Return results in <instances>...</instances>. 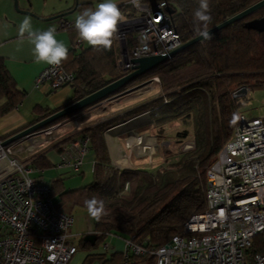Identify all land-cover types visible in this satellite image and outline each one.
<instances>
[{
  "label": "trees",
  "instance_id": "1",
  "mask_svg": "<svg viewBox=\"0 0 264 264\" xmlns=\"http://www.w3.org/2000/svg\"><path fill=\"white\" fill-rule=\"evenodd\" d=\"M169 1L174 9L172 21L182 43L192 39L197 35L194 12L199 6L198 0ZM258 1L209 0L212 21L208 28ZM118 7L122 19L136 14L130 2ZM263 16L264 6L216 31L211 40L203 39L181 50L112 93H119L146 77L156 76L161 87L158 96L109 119L84 125L24 160L39 170L48 168L53 165L46 156L48 151L55 150L59 154L75 137L89 138L90 150L95 154L91 182L77 189H67L62 178L50 182L55 205L63 211L77 207L86 209L85 200L94 196L104 201L105 214L99 221L92 218L96 242L92 244L90 240L82 238L80 243L83 248H97L110 234L131 237L134 242L148 249L157 248L174 234L181 233L184 223L193 214L205 209L207 170L231 137L241 114L242 102L234 96V91L245 85L250 88L264 86V31L245 26L247 21ZM73 29V42H76L78 33L75 27ZM112 39V46L108 50H96L82 43L78 46L73 44L69 49L68 59L62 62L65 69L75 76L71 84L74 90L71 99L63 106L53 109L36 105L35 117L29 124L10 134L0 135V140L124 76L127 71L119 65L115 34ZM136 42L134 32L126 35L128 52H131ZM24 95L25 92L18 88L8 71L4 58L0 57V101L4 100L0 104V116L20 104ZM144 112L149 113L160 140L166 135L162 131L163 126L177 121H182L185 126L191 125L192 134L185 128L177 131L176 136L179 142L191 137L193 147L180 149L176 158L165 160L154 170L115 168L111 163L103 132ZM263 251L264 230L254 236L247 256L251 258L255 253ZM95 262L156 264L152 253H131L126 257L121 250L89 253L82 264Z\"/></svg>",
  "mask_w": 264,
  "mask_h": 264
},
{
  "label": "built area",
  "instance_id": "2",
  "mask_svg": "<svg viewBox=\"0 0 264 264\" xmlns=\"http://www.w3.org/2000/svg\"><path fill=\"white\" fill-rule=\"evenodd\" d=\"M169 2L139 0V6L131 3L136 14L122 19L115 33L123 46L128 33L136 34L135 46L131 52H124L119 62L123 70H130L133 57L167 54L182 43L172 13L167 11L171 7ZM69 24L61 22L66 28ZM81 41L78 38V44ZM74 77L62 64L48 65L35 84L48 82L52 89H57L71 85ZM135 88L115 96L119 99L138 91ZM238 94L234 92V96ZM110 102L101 101L96 105L105 108ZM76 115L44 126L7 146L1 145L4 139L0 140V264H68L79 251L70 232L73 216L56 207L50 183L34 177L32 172L39 169L24 161L56 142L57 137L53 135L56 130L77 127L90 116L71 120ZM132 139L127 142L128 147L137 154L147 155L152 163L156 143L148 142L144 134H136ZM192 147L193 141H190L181 149ZM89 154V138L78 136L63 147L54 164L57 168L80 171ZM94 164L95 160L92 168ZM262 230L264 116L247 117L241 113L231 137L207 170L205 209L193 214L181 233L174 234L157 248L148 249L131 237L125 238L123 254L127 257L131 253H152L156 264H264V251L251 258L247 256L254 236ZM108 250L107 242L99 249L100 252Z\"/></svg>",
  "mask_w": 264,
  "mask_h": 264
},
{
  "label": "crops",
  "instance_id": "3",
  "mask_svg": "<svg viewBox=\"0 0 264 264\" xmlns=\"http://www.w3.org/2000/svg\"><path fill=\"white\" fill-rule=\"evenodd\" d=\"M129 1L130 0H116V3L120 5ZM13 2L14 0H0V57L4 58L5 65L8 71L13 76L18 88L25 92V95L23 101L20 104L16 105L13 109L0 116V135L10 134L11 132L24 127L26 124H29L35 117L34 107L36 105L49 107L52 109L58 108L67 103L74 94V90L71 85H65L57 89H52L48 82H42L41 84L36 86V78L48 65L43 62H35L32 53L33 45H31L26 38L21 41L18 34V25L25 17H30L34 30L46 31L48 28L54 27L56 29L57 39L64 42L69 50L75 43V45L78 46L77 40L79 36L76 39V42H73L75 38V30L73 28L76 17L86 8L95 10L96 5L102 2V0H18L19 7L22 10L30 11L32 13L34 12L33 14L36 13L35 15H37L41 19L31 14L18 12L14 8ZM70 10H72V12H69ZM64 12L68 13L62 17L50 19L51 16ZM62 21H68L70 23L67 28L61 26ZM80 43L83 44V41H81ZM117 45L118 61L120 62L124 55V46L118 40ZM254 88L259 87H251L248 89L246 94L239 93L240 95H236V97L241 99V101L247 100L249 90H252ZM148 100L150 99L142 100L140 98H134V100H131L130 103L125 102L123 104H119L112 102L111 105L108 104L107 107L103 108L98 113L94 112L96 109L94 108L95 106L92 105L94 107L90 106L92 107L90 109V115H92L93 118L91 119L89 124H95L99 121L109 119L115 115L130 110L135 106L145 103ZM3 101L4 100H1L0 104L3 103ZM90 107H86L82 110L72 113L80 114L76 118H74L73 121L80 120L81 117L89 114V111L87 110H89ZM241 113L245 114L242 111ZM146 114H148V116ZM96 115L109 116H106L105 118L102 116V118L98 120L99 116ZM256 116L249 115V117ZM261 116H264V114H262ZM136 134H144L148 142L156 143V152L154 156H157L159 151L162 150V144H164V142L170 141H164V139L160 140L157 134V129L156 127H154L152 119L147 112L138 114L126 121L115 124L107 128L103 132L105 145L107 147L111 163L114 167L143 168L154 170L159 165L163 164L165 160L177 157V151L166 153L165 156H163V153L162 155H158V161H155L153 156V162H149L147 155L137 154L134 150L132 151L128 147L127 142L131 140ZM131 141L134 140L132 139ZM46 156L53 162V165L42 170L35 169L32 172V175L34 177H42L43 180L47 183L52 182V180L56 178H62L64 180V184L66 181V175L70 174L83 175L91 173L93 179L94 167L92 168V162L93 160H95V154L91 150L86 159L85 165L83 166V168H81L80 171L57 168L54 163L58 159V152H56L55 150L48 151L46 153ZM47 171H50L49 179H46L44 177ZM91 180L89 182H91ZM81 186L66 188L77 189ZM64 212H67L73 216V224L70 227V232L74 234L75 240L79 245V251L72 257L68 264H82L87 254L100 252L99 249H101L102 247V245H98L97 248L87 250L86 248H83L80 243L81 239H85V236L87 234L94 233V221L88 216L86 209L81 207H77L76 209L67 210ZM113 235L116 234H110L108 236L111 237ZM124 239L125 238H123V241ZM110 242H107L110 245V250L105 252L116 251V249L114 248L116 246L112 245V243L114 242L113 237L110 238ZM123 247L119 249L123 251ZM97 263L101 264L100 262Z\"/></svg>",
  "mask_w": 264,
  "mask_h": 264
},
{
  "label": "clouds",
  "instance_id": "4",
  "mask_svg": "<svg viewBox=\"0 0 264 264\" xmlns=\"http://www.w3.org/2000/svg\"><path fill=\"white\" fill-rule=\"evenodd\" d=\"M198 2L199 6L194 12L195 32L204 40H211L213 37L208 28L212 21L209 0H198ZM131 3L139 6V0H131ZM121 19L122 13L116 0H102L96 5L95 10L86 8L82 11L76 17L74 27L83 42L96 50H108L112 46V38ZM18 34L21 41L26 38L33 45L35 62L59 66L68 59L69 50L64 42L57 39L54 27L46 31L34 30L31 18L25 17L18 25ZM84 206L88 216L97 221L105 214L104 201L95 196L85 200Z\"/></svg>",
  "mask_w": 264,
  "mask_h": 264
},
{
  "label": "water",
  "instance_id": "5",
  "mask_svg": "<svg viewBox=\"0 0 264 264\" xmlns=\"http://www.w3.org/2000/svg\"><path fill=\"white\" fill-rule=\"evenodd\" d=\"M13 4H14V8L18 12L31 14V15L36 16L37 18H40L30 11L22 10L19 7L18 0H14ZM263 6H264V0H259L258 2L247 7L246 9L238 12L237 14H235V15L227 18L226 20L220 22L219 24L215 25L214 27L209 28V31L211 32V34H213L216 31L222 29L223 27L231 24L232 22H235L237 20H240V19L246 17L247 15L253 13L254 11L258 10L259 8H261ZM167 11L170 13H173L174 9L171 7H168ZM69 12H72V10H70ZM67 13L68 12L56 14L54 16H51L50 19L65 16ZM245 26L248 28L259 30V31H264V16L259 17V18H254V19L247 21L245 23ZM201 40H203V38L196 35L192 39L181 43L178 47L171 50L167 54L147 55V56H142V57L131 58L130 62L132 63V66H131L130 70L124 76L108 83L107 85L96 90L95 92H92V93L84 96L83 98L64 106L63 108L59 109L58 111L54 112L53 114H51V115H49L43 119H40V120L30 124L29 126L21 129L20 131L12 134L11 136H9L3 140L1 142V145L7 146L9 144H12L15 141L21 139L22 137L28 135L29 133L37 131L38 129H40V128L64 117V116L75 113V112L82 110L86 107H90L92 105H95V103L97 104V103L101 102L102 100L106 99L107 97L112 96V93H114L116 90H118L119 88L124 86L128 81L134 79L135 77L139 76L140 74H142V73L146 72L147 70L153 68L154 66H156L160 62L172 57L173 55L180 52L181 50H183V49H185V48H187V47H189V46H191V45H193L196 42L201 41ZM124 52H125V54H127V52H128L126 45H124ZM237 91L241 94H246L247 93V87L242 86ZM85 239L90 240L94 244L96 242V235L94 233L87 234L85 236Z\"/></svg>",
  "mask_w": 264,
  "mask_h": 264
},
{
  "label": "rangeland",
  "instance_id": "6",
  "mask_svg": "<svg viewBox=\"0 0 264 264\" xmlns=\"http://www.w3.org/2000/svg\"><path fill=\"white\" fill-rule=\"evenodd\" d=\"M83 45H87V43L83 42ZM78 49H80V48H78ZM155 78L158 79V77H156V76L146 77L145 79L138 81L135 84L131 85L129 88H127V89H134V87H137V88H135L136 90H138L136 92L128 94L124 97H120L119 99L117 98V96H115V95H117V93H116V94L109 96L106 99L102 100V102H106V100H111L113 103L123 104L125 102L130 103L131 100H134V98H140L142 100L152 99L161 93L160 81H159V79L157 80ZM246 87H247V91H248V89L250 87L249 86H246ZM127 89H125L123 91H126ZM238 95H240V94H238ZM112 102H110L109 104L111 105ZM241 102H242L241 103L242 105H240V111L244 112L247 117H249V115L261 116L262 114H264V87H259V88H254L252 90H249L248 99L241 101ZM100 105L101 104H98L94 107L96 109L94 111L95 113H98L103 109V107ZM90 114L91 113L89 112V115ZM78 115H80V114H78ZM78 115H76V117ZM146 115L148 116V114H146ZM87 116H88V114L84 117H81L80 120H84ZM96 116H99L98 117V120H99L100 118H102V116L105 118L106 116H109V115H105V116L104 115H96ZM76 117H74V118H76ZM92 118H93L92 115L88 116L85 122L78 124L77 127H72V129L60 128V129L56 130V132H54L53 135L57 137V140H59L62 137L68 136L69 134L73 133L74 131L81 128L82 126L89 124V122L91 121ZM73 119H71V120H73ZM185 128L188 131H190L191 134L193 133L192 132L193 131L192 126L191 125L185 126V124H183L182 121H177L175 123L163 126L162 131L166 134L164 136V141H166V140H170V141L169 142L166 141V142H164V144H162V150L159 151L158 155H162L164 153L163 156H165V154L169 153V152L170 153L175 152V151L179 152L180 149L183 148V146H185L188 142H190L191 137H188L184 141L179 142L178 141L179 139L176 136L177 131H182ZM53 143H51V144H53ZM51 144L47 145V147H45V148H48ZM45 148H43L42 150H44ZM158 155L154 156L155 161H158V159H159ZM148 161L150 162V159ZM44 177L46 179H49L50 171H47V173L44 175ZM91 179H92L91 173H87V174H83V175L82 174H70V175H66L65 184H66V187L73 188V187H78V186L84 185L85 183L89 182ZM42 180H43V178H42ZM111 237L114 238V242L112 243V245L116 246L114 248L116 250L117 249L120 250L119 248H122L124 245L123 238L121 236H118V235H113ZM111 237L108 236L106 238L105 242L106 241L110 242ZM103 243L104 242L100 243L99 245H103ZM93 264H98V263L95 262Z\"/></svg>",
  "mask_w": 264,
  "mask_h": 264
}]
</instances>
